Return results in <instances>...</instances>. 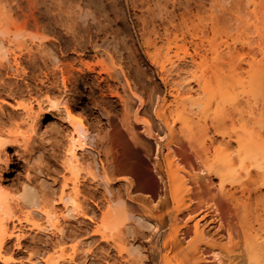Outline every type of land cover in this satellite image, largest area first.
Instances as JSON below:
<instances>
[{"label": "rangeland", "instance_id": "374dc122", "mask_svg": "<svg viewBox=\"0 0 264 264\" xmlns=\"http://www.w3.org/2000/svg\"><path fill=\"white\" fill-rule=\"evenodd\" d=\"M230 1L0 0V20L6 22V27L24 26L22 32L26 33L22 39L13 32L3 34L0 31V58L7 61L22 55L18 74L13 68L5 67L2 71L8 82L1 86L2 97L8 100V104H4L5 116L11 119L6 127L12 128L13 121L21 123V129H18L19 141L7 147L12 159L11 172L5 174L3 171L1 181L14 196L20 194L25 181L44 193L57 196L65 177L76 175L82 188L92 190L94 198V211L90 212L93 218H77L73 211L62 215L69 236L61 245L56 244L57 238H54L53 241L27 243V247L19 250L14 245L15 240H11L9 248L0 251V264L10 258L12 264H47L51 260L60 261V264H166L159 250L172 231L173 222L174 226H179L178 245L183 250L173 264L247 262L243 227L248 220L244 222L245 218L239 213L242 201L240 204L230 202L223 196L221 187L235 190L244 198L249 197L250 192L244 190L239 174L228 171L222 175L201 173L200 169L209 164L196 157L188 138L192 135L191 129L198 132L197 138L204 137L203 129L209 119L208 97L203 90L183 88L188 81L199 80L202 85L208 81L209 17L227 15L235 0ZM172 9L178 15L179 25L170 34L173 35L171 40L163 39L164 36L158 39L155 47L145 44L157 28L163 32L159 24ZM183 12H186L184 18ZM27 33L30 36L38 34L45 41L44 50L40 51L38 46L41 39H34ZM30 53L34 56V64ZM56 63L66 68L70 95L80 92L84 95L83 102L72 110L73 119L82 120L92 135L88 148H78L79 162L75 165L67 162L70 141L75 135L70 118L57 107H49L50 98L58 102L62 95L68 97L61 82L63 74ZM163 64L179 89L177 96L168 93L157 72ZM88 65L95 69H89ZM69 69L73 72L69 73ZM120 69L126 70L128 78L115 72ZM107 70L116 74L107 83L100 82L98 72L106 75ZM86 80L90 83L84 84ZM194 85L198 87L195 82ZM165 95L173 101L165 116L173 123L174 131L171 133L164 122L158 121L149 135L143 120L150 113L154 114ZM90 96L93 99L84 108L82 104ZM9 101L33 105L35 114L40 112L35 131L31 129L33 118L26 115L25 108L12 109ZM131 122H134L137 138L132 135ZM114 127L122 129L126 138L112 134ZM22 134L33 136L28 147L23 144ZM137 140L152 145V151L147 155V163L140 165L137 171L126 172L123 181L113 185V195L124 197L129 215L126 214L119 230L112 233L102 225L108 207L105 188L98 185L91 172L102 171L101 160L111 148L125 141L135 145ZM156 140L161 143V151L155 147ZM169 143H173L180 156L179 173L185 177L176 182L182 186L185 180L188 183V189L180 196L181 201L173 199L172 181L158 166L161 152ZM253 204L249 218H255L250 219L249 224L255 225L251 229L264 234V221L258 220L264 205L257 200ZM57 211L62 214L64 206L58 204ZM36 218L47 223L43 215ZM14 225L10 222L11 227ZM38 235L44 238L43 234ZM75 245L77 252L73 250ZM36 249L40 252L33 254Z\"/></svg>", "mask_w": 264, "mask_h": 264}, {"label": "bare ground", "instance_id": "6f19581e", "mask_svg": "<svg viewBox=\"0 0 264 264\" xmlns=\"http://www.w3.org/2000/svg\"><path fill=\"white\" fill-rule=\"evenodd\" d=\"M232 3H234L233 6L229 3L232 8H228L230 11L226 13L227 15L224 14L222 17H219L220 15L214 14L209 17V46L207 49V56L210 76L208 81L202 85L199 80H195L194 82L198 87H196L192 81L185 82L183 85V88H186L187 91H193L194 89L197 91L203 90L208 97L209 104V119L203 129L204 137L197 138L198 132L191 129L192 135L188 138V143L191 145L192 151L196 157L209 164L200 169L202 174L222 175L228 171L239 174L241 177L244 190L250 192L249 197L247 196L248 193L244 195L247 196V198L243 196L239 197L235 190L223 189L222 187L221 192L226 199H229V201L234 204H240V201H242L243 206L239 208V213L245 218L244 222L248 220V222L245 223L247 226L245 225L243 227L245 253L247 256V262L245 261V264H264V234H259L257 230H253L254 228L251 229V227L255 225L252 226V224H249V221L255 218H249V216H252L249 213L250 206H254L253 203L256 200L259 201V203L262 202L264 205V0H235ZM174 6H176L175 2ZM174 9L169 10L166 18L159 24V26L162 25L163 32L158 28L156 30L154 29V36L150 37V39L148 38L149 40H146L148 43L145 41V44H149V46L152 44L155 47L159 43L158 39H162L164 36L165 38L163 39L167 38V40H171L173 35L170 34L172 32L174 33V30L179 25L176 19L178 15ZM182 17H186V12H183ZM4 23L6 24V22L0 20V31H2L3 34L4 32H9V34L13 32L18 38H22V36L26 34L22 32L24 26H21L22 28H20V26L14 27V29L12 28L13 25L11 27H6ZM27 34L29 35L30 33ZM30 37L34 39L40 38L41 41L38 42V46L41 47L40 51L41 49L44 50L45 47H43V44H45V41L38 36V34ZM24 39L26 40V38ZM34 53L35 52H33V55H35ZM41 56L42 55H40L39 58H41ZM21 57L22 55H15L13 59H7V61L2 60V57L0 58V160L2 159L5 161H3L4 164L0 163L1 178L4 176L3 171L5 174L11 172L10 163L12 159L8 153L7 147L10 143L19 141L20 134L18 135V129H21V123L13 121H11L12 128L9 129L6 127L11 119L8 115V118L5 116L4 108H6L5 105L8 104L6 103L8 100L2 97L4 92L1 86L8 82L6 77L4 78V76H2V71L3 68L7 67L9 69L13 68L14 72L16 71L15 73H17L18 70H21ZM30 57L32 60L31 63L34 64V56H32L31 53ZM55 59L57 61L56 56ZM56 66L60 67L63 74L61 82L64 88L63 91L68 97L66 98V96L62 95V98L58 102L50 98L49 107H57L60 111L67 114L66 117L70 118L75 135L72 136L70 141L67 162L75 165L79 162L78 148H88L92 135L82 120L78 121L73 119L72 110L79 106L78 104L80 102H83L84 95L82 92L70 95L68 92V75L65 74L67 72L66 68L57 63ZM88 68L91 70L95 69L91 65H88ZM177 69H180V67L177 66ZM125 71V69H120L115 72L121 73L122 77L126 78L127 72ZM166 71L167 69L164 64L161 66L160 70H157L168 93L177 96L179 89L175 86V81L173 82V80L170 79L171 74L168 75ZM68 72L72 73L73 70L69 69ZM113 73L114 72L107 70L106 75H103L99 71L100 82L107 83L108 80L116 74ZM49 78L50 76H48V79ZM78 78L79 77H77L76 80H79ZM12 80L14 81V79ZM127 81H125V83H127L128 86L130 82L128 83ZM12 82L9 83L12 84ZM83 82L84 84L90 83L88 80ZM53 83L57 82L53 81ZM11 86L13 87V85H10V87ZM10 90L14 91L12 88ZM92 99L93 97L90 96L87 102L82 104V106L84 108L88 106ZM159 102L155 107L154 114L150 113L148 117L143 120L149 135L152 134L151 130L154 123L158 121L161 123L164 122L170 132L174 131L173 123L165 116L170 103H173V101L170 102L165 95ZM20 107H24L26 115L33 118L31 129L35 131L40 112L35 114L33 105L28 106L23 103H11L12 109L16 110ZM9 114H11V112ZM108 118L111 119V116L108 115ZM130 129L133 131V137L137 138L135 135L134 122L130 123ZM112 134L123 139L126 138L124 131L118 127H114ZM31 140H33L31 134L22 136L25 147H28ZM155 145L157 150L161 151L162 146H160L161 143L159 140H156ZM151 151L152 145L142 140H137L135 145L128 141L122 142L111 148L106 153L105 159L101 160L102 171L100 173L91 172L92 178L96 180L98 185L104 186L108 198V207L102 219L104 229L112 233L116 232L127 217L126 214L129 215L126 208L127 202L124 197H115L113 195V185L123 181L126 172L131 173L137 171L140 165L147 163V155H149ZM161 154V159H158V166L163 168V171H165L170 177V181H172L171 190L173 199L181 201L180 196L184 190L186 192L188 189V183H186L185 180L182 186L178 183L179 181L176 182L179 178L184 177L179 173L178 168L180 156L173 148V143L167 144L165 150L162 151ZM1 178L0 251L7 250L11 240H15V242L13 241L14 245L19 250L27 247V243H36L38 240L53 241L54 238H57L55 243L61 245L63 240L69 236L68 227L66 224H63L61 220L62 215L66 216L67 212L73 211L77 218L82 216L83 218H93L90 213L94 211L93 192L90 189L87 190L86 188H82L81 180L76 175L70 178L65 177L62 188L60 192L57 193V196L44 193L27 181L24 182L20 194L15 193L14 196L10 194L12 192L8 190L9 188L4 186ZM69 180H71V182H69ZM243 188H241V190ZM254 199L256 200L252 202ZM58 204L64 206L62 214H59L57 211ZM257 205L259 207V204ZM261 208H263V213H261L262 209H260L258 215L261 213L260 215H262V217L259 215L260 218L258 220L262 218V221H264V206H261ZM256 209L254 208V210ZM18 211H20L21 214H17ZM38 215H43L47 218V223H45L46 221L44 223L38 221L39 219L36 218ZM258 215L256 214L257 217ZM10 222L15 223V225L11 227ZM174 224L173 222L172 231L169 232L170 234L167 235V238L165 237L166 239L161 249L159 250L157 248L166 264H173V261L183 252L178 245L179 226H176L177 224L174 226ZM29 230L35 233L32 235ZM38 233L43 234L44 238H39ZM45 236L48 237L46 238ZM73 248L74 252H77V245ZM38 252H40V250L36 249L33 251V254H37ZM71 256H73V254ZM242 257H244V255ZM4 261L6 264H10L12 258L4 259ZM47 264H60V261L54 262L51 260V262L49 261ZM178 264L187 263L180 262ZM198 264L201 263L199 262Z\"/></svg>", "mask_w": 264, "mask_h": 264}]
</instances>
